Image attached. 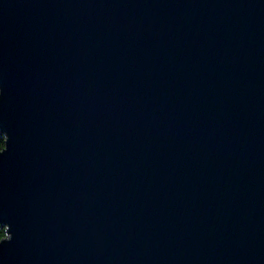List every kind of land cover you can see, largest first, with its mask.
<instances>
[{
  "label": "water",
  "instance_id": "95a60500",
  "mask_svg": "<svg viewBox=\"0 0 264 264\" xmlns=\"http://www.w3.org/2000/svg\"><path fill=\"white\" fill-rule=\"evenodd\" d=\"M0 264H264V0H0Z\"/></svg>",
  "mask_w": 264,
  "mask_h": 264
},
{
  "label": "trees",
  "instance_id": "16d2710c",
  "mask_svg": "<svg viewBox=\"0 0 264 264\" xmlns=\"http://www.w3.org/2000/svg\"><path fill=\"white\" fill-rule=\"evenodd\" d=\"M5 146V135L0 133V150ZM7 226L5 224L0 223V241L7 237Z\"/></svg>",
  "mask_w": 264,
  "mask_h": 264
}]
</instances>
